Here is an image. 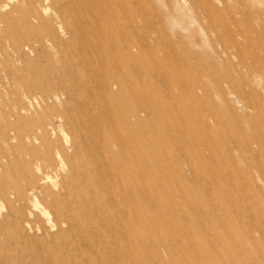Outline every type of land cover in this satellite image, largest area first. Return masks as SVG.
I'll return each instance as SVG.
<instances>
[{
  "label": "rangeland",
  "instance_id": "374dc122",
  "mask_svg": "<svg viewBox=\"0 0 264 264\" xmlns=\"http://www.w3.org/2000/svg\"><path fill=\"white\" fill-rule=\"evenodd\" d=\"M0 264H264V0H0Z\"/></svg>",
  "mask_w": 264,
  "mask_h": 264
},
{
  "label": "bare ground",
  "instance_id": "6f19581e",
  "mask_svg": "<svg viewBox=\"0 0 264 264\" xmlns=\"http://www.w3.org/2000/svg\"><path fill=\"white\" fill-rule=\"evenodd\" d=\"M81 134H82V133H81ZM181 139H182V138H181ZM126 147H127V146H126ZM128 147H129V146H128ZM145 147H146V146H145ZM123 154H124V153H123ZM122 157H123V156H122ZM122 157H121V158H122ZM116 158H117V157H116ZM118 158H119V157H118ZM118 160H119V159H118ZM136 162H137V161H136ZM151 162H152V165L155 163L153 159H151ZM153 162H154V163H153ZM158 163H159V161H158ZM136 167H138L139 170H142V169H145V168H146V169L149 168L150 165H148L147 162H146L145 164H141V163H140V164H137V163H136ZM154 167H155V166H154ZM157 169L160 170L158 166H157ZM147 178H148V180L151 182V184H153V185L155 184V179H153V176L147 175ZM152 182H153V183H152ZM151 190H152V193H151L152 196H156V195H157V191H156V189H155V186H152ZM128 191H129V190H128ZM137 193H138V192H137ZM139 193H140V192H139ZM149 195H150V194H149ZM139 196H140V195H139ZM139 196H138V197H139ZM150 196H151V195H150ZM256 209H257V208H256ZM125 211H126V210H125ZM47 215H48V214H47ZM93 218H94V217H93ZM4 226H5V225H4Z\"/></svg>",
  "mask_w": 264,
  "mask_h": 264
}]
</instances>
